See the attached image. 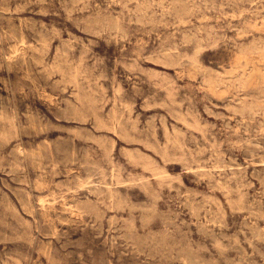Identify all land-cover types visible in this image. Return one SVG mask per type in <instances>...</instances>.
<instances>
[{
	"label": "rangeland",
	"instance_id": "rangeland-1",
	"mask_svg": "<svg viewBox=\"0 0 264 264\" xmlns=\"http://www.w3.org/2000/svg\"><path fill=\"white\" fill-rule=\"evenodd\" d=\"M0 264H264V0H0Z\"/></svg>",
	"mask_w": 264,
	"mask_h": 264
},
{
	"label": "bare ground",
	"instance_id": "bare-ground-1",
	"mask_svg": "<svg viewBox=\"0 0 264 264\" xmlns=\"http://www.w3.org/2000/svg\"><path fill=\"white\" fill-rule=\"evenodd\" d=\"M35 121V120H34Z\"/></svg>",
	"mask_w": 264,
	"mask_h": 264
},
{
	"label": "clouds",
	"instance_id": "clouds-1",
	"mask_svg": "<svg viewBox=\"0 0 264 264\" xmlns=\"http://www.w3.org/2000/svg\"><path fill=\"white\" fill-rule=\"evenodd\" d=\"M14 131V130H13Z\"/></svg>",
	"mask_w": 264,
	"mask_h": 264
}]
</instances>
